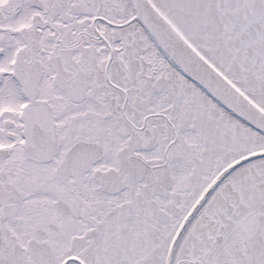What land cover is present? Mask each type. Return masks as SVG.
<instances>
[{"label":"snow or ice","instance_id":"6c2138e0","mask_svg":"<svg viewBox=\"0 0 264 264\" xmlns=\"http://www.w3.org/2000/svg\"><path fill=\"white\" fill-rule=\"evenodd\" d=\"M0 264H264V0H0Z\"/></svg>","mask_w":264,"mask_h":264}]
</instances>
